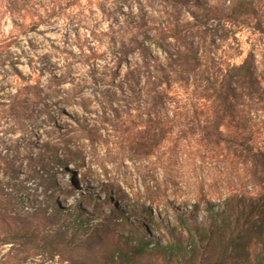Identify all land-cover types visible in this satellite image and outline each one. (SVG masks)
<instances>
[{"label":"trees","instance_id":"16d2710c","mask_svg":"<svg viewBox=\"0 0 264 264\" xmlns=\"http://www.w3.org/2000/svg\"><path fill=\"white\" fill-rule=\"evenodd\" d=\"M80 1L55 0L44 14L55 16ZM143 1H157L166 17L121 14L126 20L114 31V42L111 38L113 67L101 75L100 89L108 88L97 92L100 100L94 98L99 106L103 99L109 105L111 118L102 123L110 140L103 141L96 127L85 130L112 146L114 160L138 163L133 170L145 187L144 202L157 204L180 186L188 192L173 196L189 201L192 211L201 205L209 219L192 223L179 217L175 228H166L165 245L154 241L150 247L128 237L134 243L128 250L167 264H264V0H223L221 8L199 0ZM183 8L187 15H181ZM41 21L32 16L29 31ZM58 80L51 78L52 84ZM23 91L22 101L16 102V93L9 104L18 114L37 104L43 87L37 80ZM59 102L86 109L84 100H73L69 92ZM5 177L0 174V244L32 240L17 223L19 210Z\"/></svg>","mask_w":264,"mask_h":264},{"label":"rangeland","instance_id":"374dc122","mask_svg":"<svg viewBox=\"0 0 264 264\" xmlns=\"http://www.w3.org/2000/svg\"><path fill=\"white\" fill-rule=\"evenodd\" d=\"M54 1L0 0V174L6 175L16 201L17 223L32 235V240L0 244V264H19L23 258L24 264H167L148 253L134 255L128 237L143 239L150 247L154 241L165 245L166 228H175L179 217L205 223L208 213L201 205L192 211L189 201L174 197V192H188L180 186L157 204L144 202L145 187L133 170L138 163L114 160L112 146L85 130L96 127L103 141L110 140L109 128L102 123L111 118L109 105L103 99L99 106L94 98L100 100L97 92L108 88L100 89L105 81L101 75L113 67L114 31L126 20L121 14L164 20L163 8L157 1L82 0L48 17L44 10ZM199 1L217 8L225 4ZM184 9L181 15H187ZM36 15L42 24L30 32L28 24ZM52 76L59 78L56 84ZM37 80L43 87L37 104L25 114H18L17 107L12 111L15 94L16 102L22 101L23 88ZM63 92L73 100L82 98L85 111L62 106ZM76 171L88 181H78ZM148 174L163 180L153 171Z\"/></svg>","mask_w":264,"mask_h":264},{"label":"bare ground","instance_id":"6f19581e","mask_svg":"<svg viewBox=\"0 0 264 264\" xmlns=\"http://www.w3.org/2000/svg\"><path fill=\"white\" fill-rule=\"evenodd\" d=\"M78 177H79V176H78ZM80 180L82 181L81 177H79L78 181H80ZM80 185H81V183H80Z\"/></svg>","mask_w":264,"mask_h":264}]
</instances>
